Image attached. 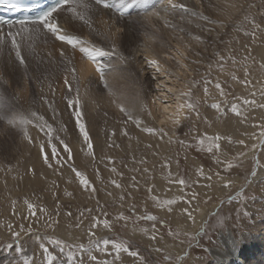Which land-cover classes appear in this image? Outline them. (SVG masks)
<instances>
[{"label":"rangeland","instance_id":"rangeland-1","mask_svg":"<svg viewBox=\"0 0 264 264\" xmlns=\"http://www.w3.org/2000/svg\"><path fill=\"white\" fill-rule=\"evenodd\" d=\"M201 2L204 9L199 10L201 7L197 6L196 10L203 11L210 19L222 23L209 24L200 17L190 15H185V19L181 20L182 13H167L166 19L177 27L166 26L161 20L156 23L150 21L148 24L143 21V16L152 10L151 7H135L131 13L135 15L134 17L129 19L119 17L115 20L112 29L115 32L114 42L129 58V62L121 73L115 76L109 75V80L115 90L128 98V106L137 109L134 118L139 117L144 123L140 127L131 121L125 124L126 117L113 103L112 97L98 82V79L89 86V95H92L95 104L90 107L86 103L85 111L87 113L86 122L93 136L94 145H99L96 148L95 161L82 153L84 167H80L75 159V144H72L76 139L71 140V136L68 135L66 142L73 148V162L76 169L83 171L97 188L94 195L90 196L87 191L83 190L78 178L67 166L57 172L49 169L43 163L42 158L40 164L52 171L55 176L43 178L44 184L35 189L28 186L23 189L20 185L30 172L29 169H34L36 173V167L30 160L37 152L33 150V147L30 153L21 156L25 143H28L27 140L19 130L0 122V168H3V171H0V179L4 183H10L6 189L5 187L0 188V264H22L25 256L33 258L35 264H41L43 255L38 247L40 242L47 243L50 250L58 255L59 259L55 264H68L67 250L60 252L59 246L53 244L52 240L62 239L67 243H87L88 229L93 218H104L105 212L107 218L115 224V228L109 231L99 226L95 230L96 237L129 240L133 250H138L145 257L147 264H217L218 260L212 256L208 247H220L218 235L228 230H233L231 232L241 247L254 245V238L264 222V206H258L260 202H264V186L258 187L253 182L260 168L264 169V146H261L260 138L255 146L254 154L248 157L251 151L250 143L245 147L247 150L240 152V148L246 144L240 147L239 144H229L225 140L221 142L219 150L214 149L210 153L206 151V146L202 149L197 141L204 133L231 135L234 141L241 139V134L233 133L234 131L231 130L225 134L229 120L237 118L231 113L232 104L240 105L241 111L248 117L247 119L243 116L238 118L241 119L243 127L250 121L252 125H256L255 129L247 132H250L253 140H256L260 134L261 129L258 125L264 123L262 120L264 110L245 105L243 101L256 99L258 103H264L259 91L264 88V69L259 67L260 63H264V31H257L255 40L245 35V32L252 31V19L264 28V0H201ZM159 3L160 0H149V6H158ZM222 4L227 12L225 19H219L216 15ZM231 5H236V7H231ZM103 14L105 11L94 17L96 23ZM114 15H116L115 11ZM245 16L249 19L244 20ZM134 21H139V23ZM237 26L240 28L239 31ZM84 28L89 32L86 26ZM180 28L186 31L181 32ZM117 29L119 31H116ZM172 31L179 37L184 35L187 40H193L192 43L190 42L189 49L191 50L196 41L193 37L199 35L201 44L198 45L197 50L204 59L199 62L187 56L196 69L192 77L197 81L193 88V95L200 99L201 106L200 117L192 115L190 119L182 120L181 124L175 128L176 133L173 139L183 140L184 144L169 143L167 138L161 141L157 136L142 131L144 126L159 128L151 102L157 92L155 88L157 77L153 69L145 63L143 55L145 49L142 44L156 43L165 49L164 51L171 53L173 50L166 47L175 46L169 38ZM78 34L82 38L90 39L88 34V36ZM92 38L93 42H100L99 38L94 36ZM55 43L51 39L47 44L38 43V52L43 63L35 58L29 59L28 73L35 79L27 80L26 86L24 69L18 65V62L8 63L6 57L0 58V74L8 81V90L12 93H19L18 108L37 111L50 120L52 109L40 102L42 95L47 96L56 108L57 122H63L67 126V123L63 121L66 114L70 115L65 100L66 86L63 84V73L59 67L54 66L58 65L59 55H53L55 52L58 53L64 45L58 46ZM136 45L139 47H135ZM48 52L52 53L51 59L46 55ZM78 52L77 50L75 53ZM249 53L251 59L245 61L244 57ZM217 54L226 57L233 56L237 63L233 65L231 61H228L225 71L221 72L217 68ZM170 61L166 60V63L170 64ZM245 64L249 69L247 78L252 81L247 85L242 83L245 79ZM232 71L236 72L238 80L231 79L228 73ZM204 78L209 81L208 95L203 92ZM217 78L225 87L226 97H220L214 86ZM49 85L52 91H49ZM137 93L147 105V110H141L140 105L134 103ZM217 101H221L226 110L227 123L220 121L219 114L210 107ZM148 111H151V116L148 115ZM32 127L29 126V135H33L34 138V133L38 131L40 135L37 134L38 143H45V151L50 155V145L47 144L46 137L38 129L35 127L32 129ZM67 128L69 130L68 126ZM74 131L76 137L75 126ZM113 131L115 135H112ZM125 132L127 135L124 134ZM168 133L170 135V132ZM160 141H167V146L162 147L159 144ZM110 142L119 147H107ZM53 143L57 142L54 140ZM32 146H35L34 140ZM57 148L63 157L62 145L57 143ZM108 150H111L113 154L107 153ZM104 156L113 157V161L107 162L103 159ZM142 158L148 162L141 165L139 161ZM165 158L170 161V167H162ZM50 162L54 163L51 155ZM228 163H231L233 167H227ZM113 166L118 172L123 173L122 177L111 172ZM9 167L11 171L8 170ZM144 167L149 168V173L143 172ZM135 169H141V171H134ZM200 169H203L204 175H200ZM66 170L70 175H65ZM133 176H136L138 182L135 189L131 187ZM222 177L229 179L231 184L235 183L232 190L224 195L216 191V179ZM239 178L241 180L238 183ZM111 179H118L122 189H117L112 185ZM178 179L186 181L183 185L184 192H179L174 187ZM232 179H236L235 182ZM52 181H55V185ZM228 182L225 181V183ZM150 187L153 189L151 192L148 191ZM66 191L71 192L72 196L66 195ZM109 191L112 192V197L107 195ZM122 192L125 195L123 202L118 199ZM153 197H158V200H154ZM169 199L177 201L170 206L172 216H166L163 213L168 210L169 206L160 207L158 202ZM13 201H15L14 205ZM25 201L37 205V212L34 216L31 215ZM57 205H59L58 208ZM21 206L24 208L22 209ZM185 208L191 212V217L184 212ZM69 212L72 213L71 218L67 215ZM120 212L130 219L127 222H117L115 218ZM80 213L84 214L83 217ZM147 215H155L156 221L138 219ZM49 216L59 221L54 228L47 227L50 223ZM81 219L83 224L80 228H76L75 224ZM178 221L187 226V229H184ZM133 222H135V231H133ZM125 223L127 227L124 226ZM9 224L12 226L11 229L8 227ZM153 225H155V233H153ZM142 229H148V232L145 233L141 231ZM15 232H20V236L13 235ZM153 234L156 235V240L149 239ZM156 248L161 251L156 252L154 250ZM94 254L97 255L98 260H111L114 264H142L138 258H132L126 253H121L120 259L116 260L114 249L111 247L108 252L96 249ZM166 256H170L171 260H166ZM77 257L78 262L82 260L83 264H89L87 253L77 252Z\"/></svg>","mask_w":264,"mask_h":264},{"label":"snow or ice","instance_id":"snow-or-ice-1","mask_svg":"<svg viewBox=\"0 0 264 264\" xmlns=\"http://www.w3.org/2000/svg\"><path fill=\"white\" fill-rule=\"evenodd\" d=\"M199 3V0H197ZM134 7L149 8L152 10L146 12L143 16V21L150 24V21L153 17H158L164 20L166 26L177 27L176 25L170 24V22L160 16L161 11L176 14L177 12L182 13L180 16L181 20L185 19V15H190L192 17H200L203 21L208 22L209 24L222 23L213 19H210L208 15H205L203 11H198L192 7L187 6L185 3H178L176 0H160L159 5L149 6V0H56V3L47 10L42 11L37 17L33 19H21L19 21H7L0 22V58L6 57L8 63L18 62V65L24 69V82L25 86L27 80L35 79L28 73L29 68V59L35 58L43 63V59L40 57L38 52V43L47 44L49 39L53 42H62L64 47H61L58 50L59 61L58 67L63 73V84L66 86L67 95L65 96L66 104L70 116L73 118L75 130H76V141L79 143V151H81L86 157L92 158L93 161L96 159V148L99 145H94L93 136L90 134V128L86 122V103H94L91 100L89 95V86L93 83L94 80L98 79V82L107 90L109 95L112 97L113 103L116 104L117 108L121 113L124 114L126 119L124 123L127 124L129 121L133 122L137 127H140L144 123L139 117L134 118V114L137 109L135 107H129L127 104V97L122 93L115 90L109 80V75L115 76L123 71L126 68L129 58L126 57L118 48L114 42L115 32H113V25L115 20L112 23H109L107 20H101L100 26H97L94 17L99 13L108 10H114L116 15L119 17H126L130 10ZM231 7H236V5H231ZM63 18V22L62 19ZM247 16L244 17V20H248ZM74 21L79 22L80 25L86 26L89 30V34L99 38V43L93 42L91 39L82 38L79 34H74L73 31L68 30V26L72 25ZM139 23V21H134ZM252 31L245 32V35L251 36L253 40L257 37V31H264L261 24L256 23L255 19L251 20ZM6 25V30H5ZM154 28V26H152ZM237 30L240 28L237 26ZM116 31H119L117 29ZM179 31H186L183 28H180ZM179 40L183 41V37H178ZM196 41H200V36L193 37ZM104 45V46H101ZM172 54H165V60L174 61L177 71H173L171 68H165L158 58H147L145 57V63L150 66L156 77H160V82L155 85L156 90L160 93L159 96L153 97L152 103L155 104L157 100L160 103V112L164 119L160 120V124L164 125L165 123H170L173 127L181 124L182 120L190 119L192 115L200 117V106L201 101L199 98L194 97L193 88L197 81L195 78L189 79L183 88L177 89L175 87H169V84L180 81L184 73L189 71V65L185 63V60L189 58L186 55L184 48H190V45L185 44L184 48H181L179 44L172 46ZM81 53V58L88 65H91L94 69V75L89 71L87 67L78 68L76 61L74 59V53L76 51ZM47 57L51 59L52 53L48 52ZM217 68L221 71H225V65L228 61H231L233 65L237 63L235 57L225 56L217 54ZM251 59V55L244 57L245 61ZM211 67V65H209ZM259 67L264 69V63H260ZM183 70V72L180 71ZM231 76L233 81L238 80L239 78L236 75L235 71L228 73ZM244 75L245 79L242 81L243 84H251L252 81L248 79L249 69L248 65L244 66ZM203 92L205 95H208L209 89L207 87L209 81L207 78L203 79ZM215 88L218 90L220 97H226L227 93L225 87L222 86V82L219 78L216 79ZM49 91H52L51 85H49ZM260 96L264 99V88L260 90ZM171 97V99H170ZM20 100L19 93H12L8 90V81L4 79L3 75L0 74V122H4L7 126H10L13 129L19 130L23 137L27 140L29 144L33 143V137L29 135V126H34L39 130L40 133H43L46 137L47 144L50 145V155L53 162H50L49 152L45 151V143L38 144L39 152L41 153L43 163L49 168L54 169L57 172H60L64 166H67L78 178L79 184L82 185L83 190L87 191L89 195H94L97 192V188L89 180L88 176L83 172L76 169L73 162V148L68 140V128L63 122H57L56 116L57 111L54 107V104L49 101L47 96H41L40 102L47 104L49 109H52V116L49 119H46L44 115H40L37 111L31 109L24 110L17 107V103ZM172 102H175V110L170 112V107ZM134 103L140 105L141 110H147V105L142 99H140L139 94L137 93L136 100ZM245 105L255 106L257 109L264 110V103H258L256 99H245L243 101ZM212 109H215L219 114V120L227 123V113L225 108L222 106L221 101H217L210 105ZM15 109V111H13ZM231 113L235 114L237 118L248 117L244 115L241 111V107L238 104L231 105ZM148 115L151 116V111H148ZM207 119V118H205ZM264 120V118H262ZM235 126V125H233ZM256 127V125H254ZM261 129L259 137L261 140V146H264V123L258 125ZM142 131L157 136L161 141L167 138L169 143L178 142L184 144L183 140H174L173 136L165 130L164 127H149L144 126ZM63 134V138L61 135ZM127 135V132L124 133ZM112 135H115L113 131ZM62 145L63 157H61V151L57 148V143ZM227 141L229 144H239L243 145L245 141L243 139L233 140L231 135L222 136L219 133L215 135H208L204 133L198 139L199 146L203 149L206 146L207 152H213V150H219L221 148V142ZM107 147H119L114 143H108ZM151 147V145H148ZM244 155V153H240ZM104 160L111 163L113 157L104 156ZM135 160V157H133ZM148 161L142 158L139 163L141 165L146 164ZM178 163V161H177ZM162 167H170V161L168 158H165V162ZM227 167L231 168L233 165L231 163L227 164ZM11 171V167L8 168ZM144 173H149V168L144 167ZM0 171H3V168H0ZM29 171L35 175L34 169H29ZM134 171H141V169H135ZM200 175H204L203 169H200ZM111 172L116 173L117 176L122 177L123 173L117 171L115 166L111 167ZM99 173L97 172V175ZM171 175V172H169ZM218 175V174H217ZM133 183L131 187L135 189L137 187L136 176L132 178ZM211 179V177H208ZM55 185V181H52ZM110 183L114 185L117 189H122V185L118 179H111ZM177 183L180 185H185L186 181L184 179H178ZM231 181L226 183L224 186L229 187ZM153 189L150 187L148 189L151 192ZM68 196H72L71 192L65 193ZM107 195L112 197V192H108ZM131 195V193H128ZM115 199V198H114ZM118 199L123 202L125 195L123 192L118 197ZM154 200H158V197H153ZM160 207L169 206L168 211L171 212V205L175 204L177 201L174 199L158 201ZM27 203V207L30 210L31 215H35L37 212V205L34 203ZM191 203V201H189ZM15 201H13V205ZM59 205H57V208ZM121 207L123 204L121 203ZM46 211V209L44 210ZM90 211V210H89ZM189 217H191V212L187 208L184 209ZM58 216V212L56 213ZM68 217H72V213L69 212ZM83 213H80V216L83 217ZM117 222L124 221L127 222L130 217L125 216L123 212H120L115 218ZM138 219H146L150 221H156L157 217L155 215H147L144 217H139ZM50 223L47 224L48 228H54L58 225V219L53 216H49ZM133 231H135V222ZM83 224V220H79L76 224V228H80ZM102 226L104 229L112 231L115 228V224L112 220L107 218V213H104V218L95 217L91 223V226L88 229V239L87 243H67L62 239H53L52 243L59 246L60 252H65L67 250L68 264H83V261L78 262L77 252L87 253V258L89 264L95 262V264H114V261L111 260H98L97 255L94 254L96 249H99L103 252H108L111 247L114 249L115 259L119 260L121 253H126L132 258H138L142 264H147L145 257L140 254L138 250H133L130 245L129 240L121 239L117 240L115 238H97L96 229ZM127 227V224L124 225ZM11 229V225H8ZM141 231L147 233L148 229H142ZM153 233H155V225H153ZM16 237L20 236V232L13 233ZM156 235L153 234L149 237L151 240H156ZM39 249L42 250L43 260L41 264H55L58 261L59 257L54 253L53 250H50L49 245L45 242H40L38 245ZM156 252H160L161 249H154ZM166 260H171L170 256L165 257ZM22 264H35V260L31 257L25 256L23 258Z\"/></svg>","mask_w":264,"mask_h":264},{"label":"bare ground","instance_id":"bare-ground-1","mask_svg":"<svg viewBox=\"0 0 264 264\" xmlns=\"http://www.w3.org/2000/svg\"><path fill=\"white\" fill-rule=\"evenodd\" d=\"M176 2L185 3L187 6L193 7L194 9H196L197 6L201 7V9H199V10L204 9V7L201 6V3H202L201 0H199V3H197V0H176ZM177 13H179V12H177ZM166 14H167L166 12L161 11L160 16L164 17V18H167ZM131 15L129 17L126 16V17H120V18L129 19V18H132V17L135 16V15H132V16ZM216 15H217V17L219 19H225L226 18L227 12L225 11V7H223V4H222L221 8L219 9V11L217 12ZM118 18H119V16L114 15V10H112V11L105 10V14H103V16L100 17L98 23H96V24H97V26H100V21L101 20H107L109 23H112L113 20H116ZM61 19H62V22H63V18H61ZM159 20L164 22L163 19H161V18L158 19V17H153L151 19V21L154 22V23H156V21H159ZM130 26L131 25H129V27ZM5 28H6V26H5ZM127 28H128V26H127ZM68 30L73 31L74 34H78V33L86 34V35L88 34L89 35V36L87 35L88 38L93 40L92 35H90L89 32L86 31L84 26L80 25L79 22H77V21H74L72 25H69L68 26ZM175 35L176 34L173 32L169 36V38H170V40H171V42L173 44H175V45L179 44L181 48H184L185 44L190 45V42L191 43L193 42V40H191V41L187 40V37L184 36V35H183V41H181V40L178 39L179 36L178 35L175 36ZM56 43L58 44V46L59 45H63L62 42H56ZM199 44H201L200 41H195L194 45L192 46L193 50H191L189 48H184V50L186 52V55L189 56L190 59L193 58V60L195 59L196 61H199V62L201 61L202 62L204 59L200 55L199 51L197 50V49H199L198 48ZM172 46H174V45H169L166 48H170V49L173 50ZM135 47L138 48L139 45H136ZM142 47L145 49L144 50V54H143L144 55V60H145V57H147V58L155 57V58L160 59L161 63L165 66V68H171L173 71H177L178 70L174 62L170 61V64H168V63H166V60L164 59V55L166 53L167 54H171L172 52L169 53L167 51H164L165 49H162L161 46L159 47L156 43L151 44V45L149 43H144V44H142ZM138 51H141V50H138ZM53 55L57 56L58 53L55 52V53H53ZM74 59L76 61V65H77L78 68L87 67L89 69V71L94 75V69L92 68L91 65H88L85 61L82 60L81 53H79V52L78 53H74ZM185 63H187L189 65V71L187 73L183 74V77H182V79L180 81H176L175 83L169 84V87H175L177 89H181V88L184 87L185 83L189 79H192L194 72H196V69H195L193 63L190 60H185ZM55 64H57V63H55ZM54 66L56 68L58 67V65H54ZM180 71L183 72L182 69H180ZM159 82H160V77H157L156 84L159 83ZM61 89H62V87H61ZM90 93H92V92H90ZM159 95H160V93L157 91L154 94V97L159 96ZM90 98H91L92 101H94L93 98H92V95L90 96ZM170 99H171V97H170ZM160 103L161 102L159 100H157L155 104L152 103L153 109H154V114L156 116L157 125L159 127H164L165 130L170 132L171 136H174V134L176 133V130H175L176 126L173 127L170 123H165L164 125L160 124V120L164 119V117L161 115V112H160ZM88 104L90 105V107H93L94 104H95V101H94V103H88ZM174 110H175V102H172L171 107H170V112L174 111ZM63 121L66 122L67 126L69 127L68 135L71 136V140H72V138L76 139L75 134H74L75 131H74V126H73L74 125L73 124L74 123L73 119L70 117V115L66 114L64 116ZM233 125H235V126H233ZM33 128H34V126L32 127V129ZM255 128L256 127H254V125H252L251 121L249 123H247L243 127L241 119L234 118V119H230L229 122L227 123V128H226L227 130H226L225 134H228L227 133L228 130L234 131L233 133L241 134L242 135L241 139H243L245 141L244 144H246V145H244V147L240 148L239 151L240 152H244L245 149L247 150V148H245V147L247 146L248 143H250L251 151H250V153H248V155H247V157H248V156L254 154L255 146L259 143L258 142V140L260 138L259 136H258V138L256 140H253L252 136L249 134L250 132L247 133L249 130L255 129ZM37 134H38V131H37V133L36 132L34 133V138H33V140L35 142V146H32V144H29V143H25V146L23 147V152H21V156H26L28 153H30V151L33 149V147H34L33 150H35V152H37V154H35V157L32 156L31 160H30V162L32 164H34L35 167H36V173H35V175H33L31 172L28 173V175L24 179L23 183L21 182L20 186L22 188L28 186L29 188L35 189V188L39 187L40 185L44 184L43 183V181H44L43 178H45L47 176H52V177L55 176V174L52 171L48 170L47 168L43 167L42 164H40L42 157H41V155H40L41 153L39 152V149L37 147L38 144H39L38 143L39 140H38L37 137H39L40 135L38 134L39 135L38 136ZM74 141L75 142H73L72 144L73 145L75 144L74 145L75 159H76L77 163L80 164V167H84L83 162H82L83 154H82L81 151H79L78 142L76 140H74ZM159 144L162 147H165V146H167L166 145L167 141H164V142L160 141ZM241 146L242 145H240V147ZM107 153L113 154V152L111 150H108ZM175 170L176 171L178 170L177 166L175 167ZM65 175H67V176L70 175L68 170H66V174ZM232 180H234V182H235L236 179H232ZM240 180L241 179L239 178L237 182L239 183ZM253 180H254L253 181L254 184H257L258 187L264 186V169L260 168L259 172L255 175ZM216 181H217L216 182V191L219 192L220 195H224V194L230 192L232 190L233 185L235 184V183H233L229 187H225L224 186L226 184L225 181H230L226 177H222V178H220L218 180L216 179ZM61 182H62V180H61ZM9 184L10 183H4L0 179V188L5 187L4 189H6V187ZM174 187L177 189V191L184 192V186L183 185H180L179 183H177L176 185H174ZM13 189L16 190V188H13ZM258 206H260V207L264 206V202H260ZM21 207H22V209L24 208L23 206H21ZM163 213L166 216H172V215H170V212L168 210L163 211ZM178 223L184 229H187V226H185L184 224L182 225L180 223V221H178ZM231 231H233V230H231ZM231 231L228 230V232H221L218 235V239H219V242L221 244L220 247H211V248L208 247V249H209L210 253L212 254V256L216 260H218L217 264H264V222L261 225V229H259L258 233L256 234L257 236L254 238V242H255L254 245L251 244V245H247L246 247H241L240 243L237 241L236 237L234 236V234ZM62 234H64V233H62Z\"/></svg>","mask_w":264,"mask_h":264}]
</instances>
